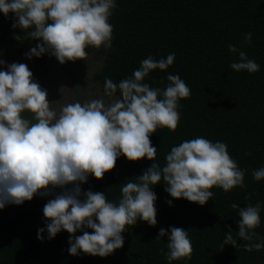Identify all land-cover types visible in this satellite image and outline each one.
Wrapping results in <instances>:
<instances>
[{
    "label": "clouds",
    "instance_id": "clouds-1",
    "mask_svg": "<svg viewBox=\"0 0 264 264\" xmlns=\"http://www.w3.org/2000/svg\"><path fill=\"white\" fill-rule=\"evenodd\" d=\"M117 7L115 0H0V12L15 13L13 28H21L30 39L42 43L31 48L26 57H41L50 53L61 64L86 59L89 46L106 50L112 47L113 26L109 18ZM252 33L244 34L243 44L251 45ZM16 39L21 37L16 36ZM238 56L230 64L236 72L256 73L260 66L250 59L243 48L228 46ZM175 53L157 60L148 56L131 77L120 82L105 78L104 95L112 98L69 103L59 113L49 103L47 91L33 82V73L26 64L12 63L0 70V209L6 204L22 205L49 187L64 191L43 207L48 239L61 230L70 235L68 252L76 256L83 252L106 257L124 245L122 233L137 219L150 226L157 224L156 194L152 187L161 183L174 199L184 198L201 206L213 197V187L225 192L244 187L246 170H241L223 142H211L204 137L185 140L173 146L166 155L165 166L154 162L135 180L121 187V198L111 202L103 192H84L80 184L91 174L101 179L114 169L118 157L129 161L144 157L156 161L157 149L150 136L158 128L175 131L180 122L179 101L191 91L178 74L167 76L165 88H153L144 83L149 74L166 70L174 63ZM5 62L0 60V65ZM119 91L120 96L115 97ZM29 112L33 120L23 115ZM250 154V153H249ZM256 181L264 180V167L253 170ZM74 185L67 189V185ZM250 200L251 196H246ZM172 206V201H167ZM231 208L239 214V231L224 235L221 247H243L245 251L264 249L254 231L260 225L261 204ZM95 218V219H93ZM98 221V222H97ZM84 228L94 230L91 234ZM81 230L83 235L75 236ZM45 228L38 229L43 241ZM168 236L167 252L160 251L172 264L190 260L193 252L188 231L161 228L156 240ZM246 241L243 245L238 239Z\"/></svg>",
    "mask_w": 264,
    "mask_h": 264
},
{
    "label": "trees",
    "instance_id": "trees-1",
    "mask_svg": "<svg viewBox=\"0 0 264 264\" xmlns=\"http://www.w3.org/2000/svg\"><path fill=\"white\" fill-rule=\"evenodd\" d=\"M117 7L109 18L113 26L112 47L89 46L92 60L101 61L91 81L104 90L105 78L114 82L131 77L148 56L157 60L175 53L174 63L166 70L156 69L144 83L153 88H165L169 74H178L187 84L191 95L179 101L180 122L173 132L158 128L150 136L157 149L156 161L144 157L129 161L118 157L114 169L101 179L89 175L80 184L83 193L103 192L111 202L121 198V187L135 180L154 162L165 166L166 155L173 146L185 140L204 137L227 145L228 153L241 170H246L244 187L229 192L213 187V197L201 206L187 199H174L165 191L163 181L152 187L156 194L157 224L150 226L137 219L122 233L124 245L106 257L80 252H68L70 235L61 230L53 239L46 231L50 221L43 215L45 204L64 189L49 187L22 205L9 204L8 216L0 215V264H169L165 255L168 236L156 240L161 228L177 227L188 231L193 252L190 260L172 264H264V249L245 251L231 245L221 247L229 226L235 237L240 217L232 203L239 207L261 204L260 225L254 231L264 240V180L252 177L255 169L264 167V0H115ZM15 13L0 12V48L4 65L23 63L28 67L26 53L40 40L30 39L21 28H13ZM251 32V45L243 44L244 34ZM19 36L21 39H16ZM243 48L260 70L256 73L236 72L230 68L238 56L228 46ZM2 60V59H1ZM55 62L58 60L55 59ZM51 66L33 62L29 70L41 88ZM117 91L115 97H119ZM25 112L23 115L28 114ZM30 117V116H28ZM250 153V154H249ZM74 185H67L71 189ZM251 196L246 200V196ZM167 201H172L169 206ZM95 219V218H93ZM98 222V221H97ZM45 228L43 241L38 229ZM90 234L92 229L84 228ZM78 230L75 236L83 235ZM243 245L246 241L239 240Z\"/></svg>",
    "mask_w": 264,
    "mask_h": 264
},
{
    "label": "rangeland",
    "instance_id": "rangeland-1",
    "mask_svg": "<svg viewBox=\"0 0 264 264\" xmlns=\"http://www.w3.org/2000/svg\"><path fill=\"white\" fill-rule=\"evenodd\" d=\"M93 54H89L87 58L77 59L75 61H66L61 64L50 53H46L41 57H32L29 59L28 68H32L33 62H40L43 65L51 66V69L45 78L42 89L46 90L49 103L57 102L52 107L59 113L60 109L69 104L80 102L83 104L86 101L93 99H105L108 102L110 99L104 95V90L99 84L91 81L92 75L98 71L102 65L101 61L95 62L92 60ZM3 60V52L0 48V60ZM33 82H37V78L33 75ZM25 118L33 120L31 113L25 114ZM30 116V117H28ZM10 204V203H9ZM0 209L2 217L8 216V205Z\"/></svg>",
    "mask_w": 264,
    "mask_h": 264
}]
</instances>
